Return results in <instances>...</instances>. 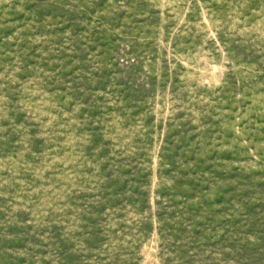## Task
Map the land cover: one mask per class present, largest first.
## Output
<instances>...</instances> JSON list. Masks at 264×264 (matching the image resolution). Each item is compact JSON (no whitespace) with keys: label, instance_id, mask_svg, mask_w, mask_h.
Returning a JSON list of instances; mask_svg holds the SVG:
<instances>
[{"label":"rangeland","instance_id":"obj_1","mask_svg":"<svg viewBox=\"0 0 264 264\" xmlns=\"http://www.w3.org/2000/svg\"><path fill=\"white\" fill-rule=\"evenodd\" d=\"M0 264H264V0H0Z\"/></svg>","mask_w":264,"mask_h":264}]
</instances>
